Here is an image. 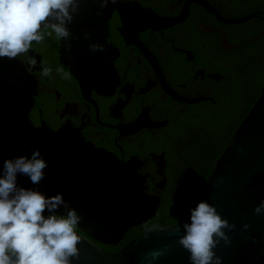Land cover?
I'll use <instances>...</instances> for the list:
<instances>
[{"label": "flooded vegetation", "instance_id": "obj_1", "mask_svg": "<svg viewBox=\"0 0 264 264\" xmlns=\"http://www.w3.org/2000/svg\"><path fill=\"white\" fill-rule=\"evenodd\" d=\"M122 1L158 17L184 18L139 31L112 13L107 43L115 84L109 95L80 89L60 63L54 34L17 58L34 87L32 124L69 130L96 150L132 161L145 192L160 199L151 223H165L157 218L164 201L192 180L189 171L200 165V153L246 113L253 86L264 85V0ZM204 4L223 20L255 17L223 24ZM33 57L36 67L29 63ZM43 67L53 68L52 78L41 76Z\"/></svg>", "mask_w": 264, "mask_h": 264}, {"label": "water", "instance_id": "obj_2", "mask_svg": "<svg viewBox=\"0 0 264 264\" xmlns=\"http://www.w3.org/2000/svg\"><path fill=\"white\" fill-rule=\"evenodd\" d=\"M204 7L223 24H241L255 17L223 20L216 10L205 4ZM98 11L97 0H83L80 14L68 26L78 39L72 41L71 51L66 42L60 41L59 60L84 93L92 89L104 95H109L115 84L114 55L107 43L108 21L113 12L139 31L170 27L184 18L158 17L137 3L122 0L110 4L103 16H97ZM84 33H91L88 40ZM91 43L103 45L105 51H89ZM34 95L32 80L18 58L0 59V165L12 156H30L29 149L41 150L48 168L39 190L48 196L63 193L83 217L77 229L82 237L78 245L80 257L74 264H149L144 258L151 252L161 254L154 264H190V254L178 243L190 213L174 224L150 223L160 199L145 192L144 180L136 174L133 162L124 163L96 150L69 130L54 132L44 126L35 127L29 118ZM137 123L132 127L137 129ZM19 183L33 187L26 177H20ZM262 199L264 89L213 163L192 205L206 200L223 219L236 225L232 232L225 230L231 243L225 245L221 241L214 250L223 258V264H264V215L254 214ZM148 223L140 236L118 253H107L101 248L100 245H118L129 230ZM244 224L251 226L248 231L242 230Z\"/></svg>", "mask_w": 264, "mask_h": 264}, {"label": "clouds", "instance_id": "obj_3", "mask_svg": "<svg viewBox=\"0 0 264 264\" xmlns=\"http://www.w3.org/2000/svg\"><path fill=\"white\" fill-rule=\"evenodd\" d=\"M83 0H0V59L9 60L28 53L35 44H42L53 34L57 41L66 42L68 51L78 39L69 30L80 14ZM120 0H97L103 16L109 5ZM91 33H84L88 40ZM89 51L104 52L103 45L91 43ZM29 63L37 66L33 57ZM52 67H43L41 76L53 77ZM62 69H55L60 75ZM28 154L3 159L0 165V264H74L80 257L78 247L82 237L77 229L83 217L66 201L63 193L48 196L39 190L46 178L48 162L39 148ZM26 177L33 187L19 183ZM63 209V212L61 211ZM189 219L184 222L178 243L190 255V264H223V258L214 251L221 241L231 243L226 231L236 229L223 219L217 208L206 200L189 208ZM256 216L264 215V199L254 209ZM243 225V231L250 229ZM256 242L255 240L253 241ZM151 252L144 259L149 264L159 258Z\"/></svg>", "mask_w": 264, "mask_h": 264}, {"label": "trees", "instance_id": "obj_4", "mask_svg": "<svg viewBox=\"0 0 264 264\" xmlns=\"http://www.w3.org/2000/svg\"><path fill=\"white\" fill-rule=\"evenodd\" d=\"M249 75V74H248ZM253 88L256 89L255 93H253V98L251 99L246 113L238 120H232L229 123L230 129L227 133H222L216 141L212 142L210 146L205 148V150L200 153L199 160L200 165L193 167L189 172L192 174V180L182 184L179 188V193L174 196L172 201L167 203L164 201L162 211L158 214L157 218L163 219L166 224L170 223H177L181 221L188 213L189 208H192V205L197 198L199 192L203 188L204 184L207 181V178L210 174L211 167L215 160L219 157L221 152L227 146L231 136L234 134L238 126L241 122L245 119L248 115L254 104L256 103L257 99L262 93L264 89V85H255ZM220 126L222 122L219 123ZM151 223V222H150ZM150 223L138 227H134L129 230L123 240L116 246H103L100 245L101 248L107 253H118L122 248H124L131 240L140 236V234L144 231V229Z\"/></svg>", "mask_w": 264, "mask_h": 264}]
</instances>
